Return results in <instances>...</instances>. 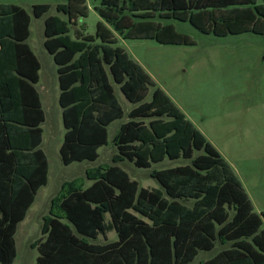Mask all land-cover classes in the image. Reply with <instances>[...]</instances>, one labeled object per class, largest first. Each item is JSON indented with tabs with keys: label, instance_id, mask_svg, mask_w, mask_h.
Segmentation results:
<instances>
[{
	"label": "trees",
	"instance_id": "trees-1",
	"mask_svg": "<svg viewBox=\"0 0 264 264\" xmlns=\"http://www.w3.org/2000/svg\"><path fill=\"white\" fill-rule=\"evenodd\" d=\"M87 1L58 4L67 20L44 19L43 46L56 66L65 129L62 164L94 162L107 145L109 125L125 115L113 84L133 107L114 136L113 165L86 169L89 186L80 178L64 181L52 197L32 244L35 264H190L217 246L197 264H264V212L254 210L218 150L117 45L121 39L194 44L167 20L218 37L264 36V0H92L101 18L94 37L76 28L88 15ZM49 9L36 4L31 12L41 18ZM30 21L24 8L0 3V264L14 263L18 224L48 182L40 149L44 112L34 87L40 63L26 42ZM166 159L188 163L152 170L161 190L140 187L116 165L148 170ZM110 231L116 241L107 242Z\"/></svg>",
	"mask_w": 264,
	"mask_h": 264
},
{
	"label": "rangeland",
	"instance_id": "rangeland-1",
	"mask_svg": "<svg viewBox=\"0 0 264 264\" xmlns=\"http://www.w3.org/2000/svg\"><path fill=\"white\" fill-rule=\"evenodd\" d=\"M0 3L16 4L26 10L31 18L28 45L40 62L38 92L44 94L46 115L45 143L49 162L47 185L35 196L25 219L19 223L15 234L17 256L13 264H35L38 252L32 244L41 237L42 219L48 214L50 201L57 194L64 181L80 178L85 187V170L101 165H111L116 153L113 139L121 123L127 121V114L133 107L115 84L114 92L121 104L124 118L108 127V142L98 149L99 157L94 162L84 161L64 166L59 155L64 128L57 99L59 94L55 65L44 49V19L56 15L63 20L66 16L56 11L58 4L67 0H0ZM88 15L78 18L76 28L95 36L96 24L101 18L94 11L92 0L87 1ZM36 4L50 5L49 11L41 18L32 15L31 7ZM171 24L176 31L192 38V45H163L155 40L121 39L118 46L136 61L164 90L186 117L220 152L241 179L250 193L258 211L264 210V36L252 32L218 37L204 34L189 22L163 21ZM69 36L74 39L71 28ZM46 80V81H45ZM42 90L41 86H44ZM44 89V88H43ZM150 100V96L146 101ZM198 153H195V156ZM188 161L164 160L153 164L148 170L137 169L131 163L117 164L141 187L161 189L159 183L150 177L152 170H161ZM117 240L116 233L107 234V242ZM96 243L104 244L99 237ZM212 252H199L190 264L212 257Z\"/></svg>",
	"mask_w": 264,
	"mask_h": 264
},
{
	"label": "crops",
	"instance_id": "crops-1",
	"mask_svg": "<svg viewBox=\"0 0 264 264\" xmlns=\"http://www.w3.org/2000/svg\"><path fill=\"white\" fill-rule=\"evenodd\" d=\"M31 22V21H30ZM30 27V26H29ZM44 29V28H43ZM30 37V36H29ZM28 40V39H27ZM27 42V41H26ZM28 44V43H27ZM30 47V46H29ZM32 50V49H31ZM34 53V52H33ZM49 55V54H48ZM36 56V55H35ZM50 56V55H49ZM51 57V56H50ZM51 59H52V57H51ZM53 61V60H52ZM40 63V62H39ZM54 63V62H53ZM140 64V63H139ZM55 65V64H54ZM40 69H41V65H40ZM40 71V70H39ZM55 72H56V66H55ZM38 75H39V72H38ZM56 79H57V74H56ZM46 81V80H45ZM38 82H39V80H38ZM38 82L34 85V87H35V89H36V91L38 92V90H37V88H36V86H37V84H38ZM57 83H58V80H57ZM47 85H48V83H47ZM46 82L44 83V86H41V88H42V90H45L46 89ZM44 88V89H43ZM58 88H59V84H58ZM59 93H60V90H59ZM166 93V92H165ZM38 94H39V98H40V103H41V108H42V110H43V112H44V121H43V123L41 124V128H42V130H43V133H42V142H41V144H40V149L44 152V154H45V152H46V149H45V147H44V143H45V138H44V134H45V129H44V125H45V123H46V115H45V110H44V105H43V100H44V95L43 96H41V94L38 92ZM167 94V93H166ZM168 95V94H167ZM169 96V95H168ZM58 97H59V94H58ZM45 101V100H44ZM57 102H58V99H57ZM59 105V104H58ZM60 107V106H59ZM60 110H61V119H62V109H61V107H60ZM123 119V118H122ZM124 122H126V121H124ZM124 122H122V123H124ZM121 123V124H122ZM63 124V123H62ZM111 125V124H110ZM109 125V126H110ZM64 128V127H63ZM119 129V128H118ZM118 131V130H117ZM117 131H116V133H117ZM64 133H65V129H64ZM116 133H115V135H116ZM114 135V136H115ZM64 136V135H63ZM208 140V139H207ZM209 141V140H208ZM210 142V141H209ZM211 143V142H210ZM114 145V144H113ZM61 147V146H60ZM103 147V146H102ZM115 147V146H114ZM101 148V147H100ZM59 150H60V148H59ZM219 152V151H218ZM220 153V152H219ZM99 154V153H98ZM116 154V153H115ZM59 155H60V153H59ZM45 156H46V154H45ZM223 157V156H222ZM46 158H47V156H46ZM47 161H48V159H47ZM122 162H127V161H121V162H118V163H116V165L117 164H119V163H122ZM129 163V162H128ZM132 164V163H131ZM109 165V164H108ZM111 165H113V164H111ZM133 165V164H132ZM178 166V165H177ZM48 167H49V162H48ZM120 167V166H119ZM136 168V167H135ZM169 168H171V167H169ZM233 169V168H232ZM124 170V169H123ZM125 171V170H124ZM48 175H49V168H48ZM131 178V177H130ZM240 179V178H239ZM133 180V179H132ZM136 181V180H135ZM240 181H241V179H240ZM139 183V182H138ZM241 183H242V181H241ZM90 184H91V182H90ZM140 185V184H139ZM242 185H243V183H242ZM46 186V185H45ZM89 186V185H88ZM244 186V185H243ZM44 187V186H43ZM87 187V186H86ZM141 187V186H140ZM42 188V187H41ZM40 188V189H41ZM144 188V187H143ZM39 189V190H40ZM149 189V188H148ZM154 189V188H153ZM38 190V191H39ZM161 190V189H160ZM245 190H246V192H247V194H248V196H249V198H250V200L252 201V203H253V206H254V210L258 213V214H261L262 212H264V210L263 211H258L257 210V208H256V206H255V203H254V200L252 199V197H251V195H250V193L247 191V189L245 188ZM38 193V192H37ZM35 201V200H34ZM33 205V204H32ZM28 212V211H27ZM27 215V214H26ZM21 223V222H20ZM19 225V224H18ZM262 226H263V228H264V217H262ZM209 259V258H208ZM205 260H207V259H205ZM205 260H201V261H205Z\"/></svg>",
	"mask_w": 264,
	"mask_h": 264
}]
</instances>
